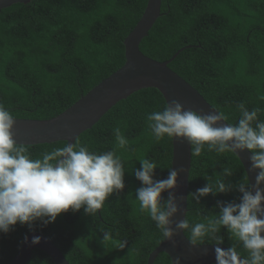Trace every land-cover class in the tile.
I'll return each instance as SVG.
<instances>
[{
    "label": "trees",
    "instance_id": "16d2710c",
    "mask_svg": "<svg viewBox=\"0 0 264 264\" xmlns=\"http://www.w3.org/2000/svg\"><path fill=\"white\" fill-rule=\"evenodd\" d=\"M146 0H30L0 11V103L16 118L46 119L65 110L124 63L122 41L135 25ZM180 51L168 66L193 86L215 109L239 118L236 105L259 107L264 120V0H161L160 16L139 48L146 56L164 61ZM165 101L154 88H143L118 101L91 128L75 139L90 151L116 149L124 164L125 187L113 193L99 213L83 209L62 212L47 225L31 227L17 223L0 232V264L10 261L23 238L39 232L51 240L69 264H145L150 251L163 239L155 223L139 211L136 189L141 182L134 171L139 161L149 159L157 168L154 179L167 178L171 138L156 140L148 128L147 115L162 110ZM120 128L128 141L116 146L113 130ZM33 159L66 146L64 141L23 145ZM225 177L232 190L200 198L189 194L209 182ZM243 167L234 153L208 151L191 155L187 189L190 224L206 222L219 213L217 202H239L236 185L245 180ZM163 200L167 192L161 193ZM112 240L102 244L103 233ZM190 240L189 232L184 230ZM234 246L246 256L242 245L226 229L204 244ZM125 241L120 249L119 242ZM26 264H54L34 248ZM153 264H170L161 252Z\"/></svg>",
    "mask_w": 264,
    "mask_h": 264
},
{
    "label": "clouds",
    "instance_id": "9594fccd",
    "mask_svg": "<svg viewBox=\"0 0 264 264\" xmlns=\"http://www.w3.org/2000/svg\"><path fill=\"white\" fill-rule=\"evenodd\" d=\"M264 100V96L260 97ZM239 118L235 123H225L228 117L215 111L201 114L185 109L176 99L166 103L162 110L147 115L148 128L156 140L165 136L180 139L190 145L191 155L199 156L205 146L208 151L238 154L248 150L249 172H256L255 183L248 178L235 187L241 193L239 202H217L219 213L206 222L190 224L187 219L175 222L172 218L180 211L174 190L183 168L170 169L167 178L155 180L157 165L149 160L139 161L141 167L134 171L141 182L136 189L139 211L146 214L160 231L163 239L175 246L174 236L187 230L190 244L203 245L206 239L215 238L226 229L247 253L242 256L234 246L214 248L216 264H264V120L258 119L262 111L256 107L249 110L243 102L236 105ZM15 118L0 103V232H9L17 223L29 227L40 221L54 222L62 212L83 209L86 215H95L113 194L122 191L124 164L116 149L106 152L90 151L86 145L67 143L66 146L42 154L33 159L29 149L14 140ZM116 146L126 149L128 141L120 128L113 130ZM258 170V171H257ZM223 170V178L208 182L189 194L199 203L209 194L226 193L232 185L225 177L232 176ZM167 192L163 200L161 193ZM39 237L32 242L38 243ZM112 240V232L103 233L102 244ZM217 239L216 245L222 244ZM126 242H119L123 249ZM207 255V249L203 252ZM175 264H180V257Z\"/></svg>",
    "mask_w": 264,
    "mask_h": 264
},
{
    "label": "water",
    "instance_id": "95a60500",
    "mask_svg": "<svg viewBox=\"0 0 264 264\" xmlns=\"http://www.w3.org/2000/svg\"><path fill=\"white\" fill-rule=\"evenodd\" d=\"M30 0H0V11L14 3H27ZM161 0H146L143 12L135 25L124 37V63L110 75L102 79L73 104L57 115L46 119L15 118L14 140L18 145H34L64 141L71 144L86 129L91 128L113 105L125 99L133 92L143 88H154L163 97L165 104L171 100H178L185 109H192L201 114L218 112L206 99L187 81L174 72L168 63L183 49H178L169 59L154 60L139 48L143 37L160 16ZM227 123L226 121H224ZM248 150L239 152L235 156L243 167L249 184L255 183L256 172H249ZM191 166L190 145L180 139L171 138L170 169L183 168L178 176L177 187L174 190L180 211L172 218L175 222L185 218L187 212V189L189 170ZM169 169V170H170ZM258 171V170H257ZM261 187H264L262 185ZM168 195V193H167ZM100 210V209H99ZM98 210V213H99ZM264 236V233L261 234ZM33 237H39L38 243H33ZM175 246L168 240L162 239L147 256L145 264H153L157 255L165 253L170 264H175L180 257V264H216L214 248L228 247L219 244L191 245L184 231L173 237ZM37 248L46 253L54 264H69L60 249L47 237L39 232H30L14 257L5 264H26L31 257L32 249ZM207 249V255L204 250Z\"/></svg>",
    "mask_w": 264,
    "mask_h": 264
}]
</instances>
